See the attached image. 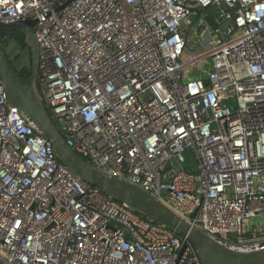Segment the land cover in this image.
<instances>
[{"label":"built area","instance_id":"built-area-1","mask_svg":"<svg viewBox=\"0 0 264 264\" xmlns=\"http://www.w3.org/2000/svg\"><path fill=\"white\" fill-rule=\"evenodd\" d=\"M23 19L77 154L223 246L264 247V0H0L1 23ZM0 264L201 262L64 166L0 79Z\"/></svg>","mask_w":264,"mask_h":264},{"label":"water","instance_id":"water-1","mask_svg":"<svg viewBox=\"0 0 264 264\" xmlns=\"http://www.w3.org/2000/svg\"><path fill=\"white\" fill-rule=\"evenodd\" d=\"M35 23L33 19L0 22V38L11 39L4 51L0 49V79L6 102L25 114L52 142L57 159L82 181L185 238L194 247L201 264H264V247L238 251L221 245L141 188L101 173L67 144L36 90L38 46ZM226 23L223 20L219 24ZM17 44L26 47L11 61L6 54ZM25 67L29 68L28 75L22 73ZM230 238L234 239L233 236Z\"/></svg>","mask_w":264,"mask_h":264},{"label":"flooded vegetation","instance_id":"flooded-vegetation-1","mask_svg":"<svg viewBox=\"0 0 264 264\" xmlns=\"http://www.w3.org/2000/svg\"><path fill=\"white\" fill-rule=\"evenodd\" d=\"M23 20H26V19H23ZM6 37H4V38H0V49L2 50V51H4L5 50V48H6V44H8V43H10L11 42V39H9V38H6ZM5 43V44H4ZM24 47H26V46H23V47H21V46H19L18 44L17 45H15L13 48H12V50L8 53V54H6V56L11 60V61H13L15 58H16V56L20 53V51L24 48ZM17 53V54H16ZM27 72H28V69L25 67L24 69H23V71H22V73L23 74H27Z\"/></svg>","mask_w":264,"mask_h":264},{"label":"rangeland","instance_id":"rangeland-1","mask_svg":"<svg viewBox=\"0 0 264 264\" xmlns=\"http://www.w3.org/2000/svg\"><path fill=\"white\" fill-rule=\"evenodd\" d=\"M206 11H208V10H206ZM205 11V12H206ZM196 16L195 17H193L192 18V22L194 23V24H196ZM192 28H190L189 29V31H188V34L190 35L191 34V32H192ZM189 39H190V41L192 42V44H194L195 42V37L194 36H189ZM191 42H190V44H191ZM196 49V45H195V47H193L192 45H191V50H195ZM258 222H260V224L263 226V228H264V218H263V216H258V217H254V218H250L249 219V222H248V227L250 228V229H253L256 225H257V223Z\"/></svg>","mask_w":264,"mask_h":264},{"label":"trees","instance_id":"trees-1","mask_svg":"<svg viewBox=\"0 0 264 264\" xmlns=\"http://www.w3.org/2000/svg\"><path fill=\"white\" fill-rule=\"evenodd\" d=\"M29 74V72H27V74H25V75H28Z\"/></svg>","mask_w":264,"mask_h":264}]
</instances>
